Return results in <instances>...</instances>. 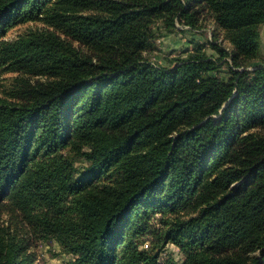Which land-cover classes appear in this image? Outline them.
<instances>
[{"label":"trees","instance_id":"16d2710c","mask_svg":"<svg viewBox=\"0 0 264 264\" xmlns=\"http://www.w3.org/2000/svg\"><path fill=\"white\" fill-rule=\"evenodd\" d=\"M200 5L232 50L149 62L153 25L194 27ZM36 20L96 57L45 30L4 39ZM261 28L264 0H0V72L45 78L0 98V202L71 264H178L161 260L170 243L181 264H264V61L236 69ZM0 264H30L1 227Z\"/></svg>","mask_w":264,"mask_h":264},{"label":"rangeland","instance_id":"374dc122","mask_svg":"<svg viewBox=\"0 0 264 264\" xmlns=\"http://www.w3.org/2000/svg\"><path fill=\"white\" fill-rule=\"evenodd\" d=\"M186 2L187 0H182ZM198 16L196 26L187 25L183 20L176 18L174 29H168L157 22L153 25L155 37L151 41V47L145 51L144 57L151 63L174 68L177 65L175 61L180 56H184L187 52L202 49L210 56H216V52L211 47L212 44H219L224 49L232 50V46L225 39L221 30L217 28L214 18L207 12L204 6ZM85 14L93 13L85 11ZM40 30L48 31L58 34L63 40L69 42L74 48L81 53L96 57V52L88 45L82 43L80 39L63 27L52 26L44 20H36L34 22H21L10 28L4 39L14 40L27 35L30 31ZM261 52L259 57L251 61L247 67L236 68L239 70L247 69L253 71L258 65L264 61V28H261ZM230 61V59L228 58ZM221 72L219 73L225 79L229 78L228 65H221ZM43 82V76H34L25 70L14 72H0V98L14 99L15 89L24 87L27 83L35 84L36 82ZM20 95V94H18ZM215 118H218L216 116ZM260 137H264V126L253 130ZM81 166V163L77 164ZM0 227L12 238L20 248L22 257H29L30 264H71L75 257L66 251L55 239L44 236L42 232L31 223L26 216L16 210L9 199L0 202ZM156 228H161L157 223ZM149 240H145L142 245L143 249L148 248ZM169 256L173 257L176 263L181 264L184 255L181 250L174 244H167L161 253V260L167 259Z\"/></svg>","mask_w":264,"mask_h":264}]
</instances>
